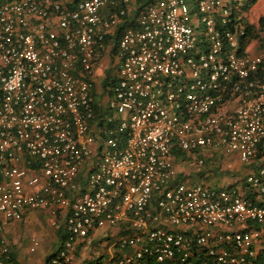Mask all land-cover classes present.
<instances>
[{
    "label": "built area",
    "instance_id": "2783aa9c",
    "mask_svg": "<svg viewBox=\"0 0 264 264\" xmlns=\"http://www.w3.org/2000/svg\"><path fill=\"white\" fill-rule=\"evenodd\" d=\"M243 17L224 0H0V264L2 231L37 209L67 210L51 264L106 227L119 253L94 264H264V48L244 52ZM211 150L251 166L244 189L176 177L174 151Z\"/></svg>",
    "mask_w": 264,
    "mask_h": 264
},
{
    "label": "crops",
    "instance_id": "0c3cea01",
    "mask_svg": "<svg viewBox=\"0 0 264 264\" xmlns=\"http://www.w3.org/2000/svg\"><path fill=\"white\" fill-rule=\"evenodd\" d=\"M132 8H135L132 6ZM133 10V9H132ZM131 10V14L133 11ZM255 25V24H254ZM259 26V25H256ZM258 37L254 38L249 41V44L247 47H245L244 52L249 54H257L264 48V24L261 25V29L258 33ZM111 64H113L110 56L107 54V56H104L102 59V63L100 66L96 69V75H97V88L98 90L101 89L103 86V82L107 76L110 75L111 68L109 67ZM101 94H98L100 97ZM234 105V101L228 103V108L232 107ZM218 152L217 150H211L205 152L202 157L204 159L203 164L198 165H204L207 163L208 159H213V154ZM221 154L224 155L225 158H228V160L232 161L231 168H233V171L228 175L225 174V177L223 178V184L222 186H235L239 189H244V183H243V177L247 174L249 170H251L250 165H246L243 163L238 155L236 153H225L221 150ZM228 154H231L230 156ZM194 157L191 155H188L185 152L182 151H174L173 154V162L176 170V177L178 178H184L191 176L193 177L194 174L196 175H202L203 172H194L191 168L190 163L193 161ZM211 164H218L216 161H211ZM224 163L221 162V165ZM235 169V170H234ZM244 170V172L242 171ZM213 171V170H208ZM205 176V175H204ZM187 178V179H188ZM229 182V183H228ZM208 185V184H207ZM67 215V210L62 209L59 213L56 212V214H52L49 210L46 209H37L33 211H29L26 213V216L20 220V221H13L9 223L5 229L2 231L1 236H3L9 243L10 246V258L8 263L9 264H20V260H22L23 257H25V247L24 241L25 239L29 240V246L28 250H30V239L36 238L38 241V245L35 247V249L31 252L37 251L41 246L40 250L44 251L41 255L39 253L35 255L34 257H27L29 259L28 262L25 264H51L50 261H48V258L51 257L53 254H56V252L59 250L61 243L62 235H66L67 239V232L65 229V217ZM120 229L113 228V227H106L104 229H98L97 231H94L89 234L88 237L84 239H78L76 241V244L74 245L73 250V260H75L77 254L80 252V249H82L85 245H87L90 238H93L97 241H102L105 238L108 239H114V237H117L121 232ZM102 234V236H101ZM57 244V245H56ZM48 251L50 252L49 255L46 253ZM109 253H119V250L116 249L113 245H109L106 247L105 250H102L101 253L96 254L93 256V258L90 261V264H94L95 257L99 256H107ZM51 260V259H50ZM69 264V263H68Z\"/></svg>",
    "mask_w": 264,
    "mask_h": 264
},
{
    "label": "rangeland",
    "instance_id": "374dc122",
    "mask_svg": "<svg viewBox=\"0 0 264 264\" xmlns=\"http://www.w3.org/2000/svg\"><path fill=\"white\" fill-rule=\"evenodd\" d=\"M227 4L231 6H236L241 10V15L245 16V18L255 24L258 25V19L260 17L264 18V0H258L257 3H255L253 6H250L249 8H245V0H224ZM191 9L193 10L194 7L192 4H190ZM192 20L195 25H197V22L199 21V16L197 13H195L192 17ZM111 68L110 75L115 76L116 71H115V65L111 64L109 66ZM100 99L99 96L95 97L96 102ZM106 100V98H105ZM218 152L213 154V159L216 161L218 164H211V161L213 159L209 158L207 163L202 165H198L195 157L193 161H191L190 166L194 172H203L202 175H196L186 178V183L189 184H208L209 186L212 187H218L222 186L223 184V178L225 177V174L227 173L228 175L233 171V168H231L232 165H229L232 163V161L228 160V158H225L223 154H221V150H217ZM229 156L231 154H228ZM221 162L224 164L221 165ZM208 170H213V171H208ZM235 170V169H234ZM244 172V170H242ZM201 172V173H202ZM205 175V176H204ZM229 183V182H228ZM102 236V234H101ZM118 238L114 237V239H108L105 238L102 241H97L93 238H90L87 245H85L82 249H80V252L77 254L76 258L74 261L69 262V264H90L91 259L93 258L94 255L99 254L102 252V250H105L107 246L113 245L115 240ZM57 245V244H56ZM29 246V240L25 239L23 247H25V257L20 260V264H25L26 262L29 261L27 258L28 256L34 257L39 253L41 255L44 251L40 250V247L37 251L31 252L28 250ZM50 252L48 251L46 254L49 255ZM74 257V256H73ZM73 260V259H72ZM68 264V263H67Z\"/></svg>",
    "mask_w": 264,
    "mask_h": 264
},
{
    "label": "trees",
    "instance_id": "16d2710c",
    "mask_svg": "<svg viewBox=\"0 0 264 264\" xmlns=\"http://www.w3.org/2000/svg\"><path fill=\"white\" fill-rule=\"evenodd\" d=\"M150 1V0H149ZM258 0H245V8H249L250 6H253L255 3H257ZM264 24V18L263 17H260L258 19V25L259 26H256L254 25L253 23L249 22L245 17H243V22H242V25L243 27L245 28L246 30V38H247V42L254 39V38H257L258 37V33L261 29V25ZM245 39V38H244ZM242 41V40H241ZM244 43V41H243ZM244 45V44H243ZM107 82H103V86H106ZM66 240V235H62V238H61V243L63 244L64 241ZM62 246V245H61ZM60 246V247H61ZM57 253V252H56ZM55 254H53L51 257L48 258V261H50V259L54 256Z\"/></svg>",
    "mask_w": 264,
    "mask_h": 264
}]
</instances>
